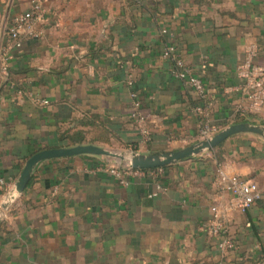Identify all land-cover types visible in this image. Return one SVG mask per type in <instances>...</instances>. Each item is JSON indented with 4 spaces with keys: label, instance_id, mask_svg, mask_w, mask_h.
<instances>
[{
    "label": "crops",
    "instance_id": "obj_1",
    "mask_svg": "<svg viewBox=\"0 0 264 264\" xmlns=\"http://www.w3.org/2000/svg\"><path fill=\"white\" fill-rule=\"evenodd\" d=\"M43 3V35L8 45V28L29 0H0V177L13 186L46 149L92 144L152 155L200 142L196 95L174 78L168 45L204 81L218 131L264 126V112L237 117L248 102L233 90L248 48L259 49L254 63L264 68V0ZM133 92L149 139L130 119ZM81 134L85 142L72 145ZM107 165L115 163L89 155L39 163L0 225V264H264L263 136L234 135L198 156L129 176L125 185ZM219 169L253 180L263 198L246 213L229 212ZM214 206L228 212L235 251L221 252L219 239L201 230Z\"/></svg>",
    "mask_w": 264,
    "mask_h": 264
},
{
    "label": "built area",
    "instance_id": "obj_2",
    "mask_svg": "<svg viewBox=\"0 0 264 264\" xmlns=\"http://www.w3.org/2000/svg\"><path fill=\"white\" fill-rule=\"evenodd\" d=\"M46 21V9L43 0H29V9L22 14L15 16L7 32L8 45H20L25 38L38 39L44 33V23ZM9 47L5 48L6 52ZM259 53L257 48H248L244 58L238 67V73L243 78L241 84L233 90L242 95L243 102L236 110L237 117L246 120L251 113L264 112V68L255 65L254 60ZM164 57L172 63V74L175 79L183 82L191 89L200 103L193 108L200 118L199 136L201 141L207 140L217 134L218 129L209 122V116L206 111L209 100V90L202 78L194 73L191 67L186 63L183 56L177 51L174 45L166 47ZM2 71L7 69V56L2 57ZM133 78H129L128 85L132 86ZM132 106L130 119L139 129L145 139H149V131L146 129V118L142 113V102L136 92L132 95ZM38 104H47V101L37 100ZM105 171L114 176L120 183L127 184L129 176H138L143 174V170L133 169L127 163L119 165H107ZM217 187L221 193L230 194L228 206L229 212L246 213L252 206L258 203L262 198V192L259 185L253 180L228 174L222 169L217 172ZM13 188L11 182L0 177V202L3 197ZM213 217L201 226V230L207 234L219 239L218 248L223 253L237 250L236 240L230 233L227 225L228 212L220 210L217 206L211 209Z\"/></svg>",
    "mask_w": 264,
    "mask_h": 264
},
{
    "label": "water",
    "instance_id": "obj_3",
    "mask_svg": "<svg viewBox=\"0 0 264 264\" xmlns=\"http://www.w3.org/2000/svg\"><path fill=\"white\" fill-rule=\"evenodd\" d=\"M242 133L257 134L264 137V126L252 123H240L229 126L213 137L200 141L178 151L146 155L136 151H131L129 155L116 152L114 150L102 148L96 145H79L75 147L46 149L34 154L25 164L20 177L15 182L13 188L3 197L0 202V225L7 213L16 203L17 199L24 193L28 186L33 172L37 165L45 160L75 157L82 155L105 157L116 160L120 163H127L133 169L149 170L167 167L178 163L181 160L198 156L206 151H210L231 138Z\"/></svg>",
    "mask_w": 264,
    "mask_h": 264
},
{
    "label": "trees",
    "instance_id": "obj_4",
    "mask_svg": "<svg viewBox=\"0 0 264 264\" xmlns=\"http://www.w3.org/2000/svg\"><path fill=\"white\" fill-rule=\"evenodd\" d=\"M200 103V100L196 97V104H199ZM195 104V105H196ZM250 116H254V115H252V114H249L248 116H247V119L250 117ZM253 118V117H252ZM84 135V134H83ZM83 135L81 134V136L80 135H78V136H76V138L74 137V138H72L71 139V144L72 145H75V144H83L84 142H85V138L83 139ZM73 139H75V140H73ZM98 141V140H97ZM104 141V143H106V144H109V142H107L106 140H103ZM88 143H95V139H93L92 141H87ZM133 150H135L134 148H133Z\"/></svg>",
    "mask_w": 264,
    "mask_h": 264
},
{
    "label": "rangeland",
    "instance_id": "obj_5",
    "mask_svg": "<svg viewBox=\"0 0 264 264\" xmlns=\"http://www.w3.org/2000/svg\"><path fill=\"white\" fill-rule=\"evenodd\" d=\"M111 150H114L116 152H119V153H123L125 155H129V153L131 151H135V150H127V149H121V148H115V149H111ZM107 160V159H106ZM109 162H112V163H115V165H119L120 162L116 161V160H113V159H108ZM117 162V163H116Z\"/></svg>",
    "mask_w": 264,
    "mask_h": 264
}]
</instances>
